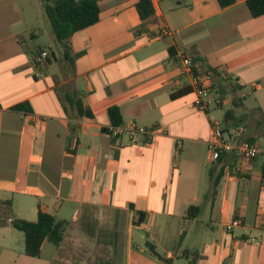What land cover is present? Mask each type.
Instances as JSON below:
<instances>
[{
    "label": "crops",
    "instance_id": "0c3cea01",
    "mask_svg": "<svg viewBox=\"0 0 264 264\" xmlns=\"http://www.w3.org/2000/svg\"><path fill=\"white\" fill-rule=\"evenodd\" d=\"M137 2L101 0L99 20L72 35L65 58L41 0H0V264H164L146 242L168 264L184 250L197 252L196 264H264V153L214 161L209 151L214 122L232 143L264 149L258 123L238 116L264 115V15L252 18L246 0L224 9L216 0H151L153 15L142 20ZM179 53L197 73L216 71V86L226 87L220 107L196 110L192 91L171 98L191 90ZM77 100L92 118L78 115ZM20 104L25 111L13 109ZM111 107L120 126H111ZM191 206L200 208L192 218ZM39 209L66 226L60 245L44 241L31 258L10 223L35 222Z\"/></svg>",
    "mask_w": 264,
    "mask_h": 264
},
{
    "label": "trees",
    "instance_id": "16d2710c",
    "mask_svg": "<svg viewBox=\"0 0 264 264\" xmlns=\"http://www.w3.org/2000/svg\"><path fill=\"white\" fill-rule=\"evenodd\" d=\"M43 14L49 23L52 35L55 41L63 47L64 57L70 55L69 42L72 35L78 31L86 29L99 20V3L101 0H41ZM219 8L224 9L232 5L235 0H216ZM247 9L252 18H258L264 15V0H246ZM140 19L145 20L153 15L154 9L151 0H138L135 5ZM48 62V58H47ZM207 71L213 73L216 79L218 74L212 69ZM219 81V80H218ZM218 83V82H217ZM217 94L224 99L226 95V87L222 83L217 84ZM189 90H182L171 95V98H178L187 93ZM69 102L70 99H68ZM16 111H25L26 104H20L13 108ZM75 109L79 116L92 118V113L89 109L83 108L79 100L75 102ZM109 120L112 127L121 125V116L118 108L111 107L107 110ZM252 143V140H247ZM220 158V157H219ZM218 158V159H219ZM217 182H213L210 186V191L207 197L213 198L215 195V187ZM200 213V208L191 206L187 209V216L192 218L194 214ZM139 218L137 224H140L143 217L142 213L135 212ZM11 227L22 233L24 238V253L31 258L40 256L41 245L47 241L55 246H58L63 241V233L66 222L57 219L55 215L39 209L35 222H28L20 219H12ZM145 249L149 255L155 257L160 262L168 264L170 259L159 255L150 242L145 243ZM188 264H196L198 254L195 250H184L181 254Z\"/></svg>",
    "mask_w": 264,
    "mask_h": 264
},
{
    "label": "built area",
    "instance_id": "2783aa9c",
    "mask_svg": "<svg viewBox=\"0 0 264 264\" xmlns=\"http://www.w3.org/2000/svg\"><path fill=\"white\" fill-rule=\"evenodd\" d=\"M47 58V52L41 51L36 58L37 65L39 67H44L47 64ZM176 59L180 76L190 77L191 91L194 95L193 107L201 112H207L212 108L220 107L223 99L214 92L216 86L215 77L209 72L197 73L196 64L193 62L192 58L183 53H179ZM221 125V122H214L211 125L212 140L209 144V151L212 160L216 161L223 154H233L243 162H250L258 155L264 153L263 148L246 140L237 144L232 143L229 139L224 137ZM110 130L113 135H117L123 131L121 128H111ZM129 131L141 135H148L154 132L153 130L147 131L143 128H138L133 124L130 125ZM180 148L181 146L177 145V150ZM239 224V220H234L226 229L228 230Z\"/></svg>",
    "mask_w": 264,
    "mask_h": 264
},
{
    "label": "rangeland",
    "instance_id": "374dc122",
    "mask_svg": "<svg viewBox=\"0 0 264 264\" xmlns=\"http://www.w3.org/2000/svg\"><path fill=\"white\" fill-rule=\"evenodd\" d=\"M26 39H27V41H28V38L26 37ZM214 92H216L217 93V90H218V87L217 86H215V88H214ZM231 99H232V96L230 95L229 97H228V99H227V101H226V104H225V106L220 110V111H216L217 113H216V115H218V117L219 116H221L222 114V116H221V118L224 116V113L226 112V111H228V110H230V108H231ZM246 104L247 105H254V100H253V98H248L247 100H246ZM223 112V113H222ZM249 114V115H247V114ZM260 116H255V115H252L251 114V112L248 110V111H242V112H240L239 113V118H240V116L241 117H246V118H248V121H250V120H253L256 124H257V127L259 128V131H261L262 133H264V115H262V114H259ZM224 137L225 138H228V136H227V134L225 133L224 134ZM188 264V262H187V260L185 259V258H183V259H180V264Z\"/></svg>",
    "mask_w": 264,
    "mask_h": 264
}]
</instances>
